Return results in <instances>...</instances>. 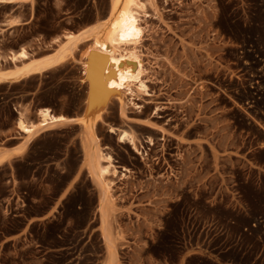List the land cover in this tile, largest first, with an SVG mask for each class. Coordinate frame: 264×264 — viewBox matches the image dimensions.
Wrapping results in <instances>:
<instances>
[{
  "label": "rangeland",
  "instance_id": "obj_1",
  "mask_svg": "<svg viewBox=\"0 0 264 264\" xmlns=\"http://www.w3.org/2000/svg\"><path fill=\"white\" fill-rule=\"evenodd\" d=\"M110 1L0 3L2 67L22 47L55 54L65 33L104 22ZM143 1L146 91L122 108L112 96L93 128L118 169L108 214L117 264H264V0ZM10 18L19 24L7 28ZM90 44L0 82V264L106 263L85 164ZM44 106L76 119L34 137L17 129L16 109L36 121ZM122 130L147 153L118 141Z\"/></svg>",
  "mask_w": 264,
  "mask_h": 264
},
{
  "label": "bare ground",
  "instance_id": "obj_2",
  "mask_svg": "<svg viewBox=\"0 0 264 264\" xmlns=\"http://www.w3.org/2000/svg\"><path fill=\"white\" fill-rule=\"evenodd\" d=\"M0 3H17V0H0ZM140 14L147 15L143 0H111L107 17L104 22H96L77 33H65L66 40L59 46L57 52L51 56L31 57V52L23 47L17 51H10L6 57L10 67L3 68L0 63V82H17L32 74L41 73L52 66L63 62L72 53L79 42L91 39L86 59L83 61L84 71L88 82L87 105L85 113L84 149L85 164L88 172L96 181L99 191V219L102 237L106 244V263L117 264L116 244L108 219L110 197L109 190L113 182L109 176L118 172L117 164L109 152H105L98 144L99 138L94 134V124L100 118L107 101L116 97L121 108L125 105V96L132 102L135 90L146 91L142 74L143 61L136 48L142 38L144 27L140 22ZM11 28L19 21L7 20ZM133 105H136L132 102ZM16 127L28 137L50 129L54 125H62L74 121L76 117L61 113H54L49 107L37 109V120L27 118L25 108L16 109ZM115 127L110 126L113 132ZM118 141L129 143L133 150L142 156L147 152L136 144L135 139L122 130ZM148 142L152 144L150 138ZM3 154L1 153L0 156ZM127 170L122 166L119 176L125 175Z\"/></svg>",
  "mask_w": 264,
  "mask_h": 264
},
{
  "label": "crops",
  "instance_id": "obj_3",
  "mask_svg": "<svg viewBox=\"0 0 264 264\" xmlns=\"http://www.w3.org/2000/svg\"><path fill=\"white\" fill-rule=\"evenodd\" d=\"M7 149H9V147H0V154L2 153V154H5V153H3L4 151H2V150H7ZM4 163V161L2 162V163H0V166L2 165ZM113 235H114V233H113ZM162 264V263H161Z\"/></svg>",
  "mask_w": 264,
  "mask_h": 264
}]
</instances>
